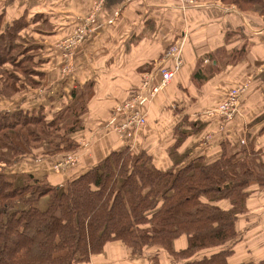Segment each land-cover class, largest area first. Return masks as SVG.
<instances>
[{
  "label": "trees",
  "instance_id": "trees-1",
  "mask_svg": "<svg viewBox=\"0 0 264 264\" xmlns=\"http://www.w3.org/2000/svg\"><path fill=\"white\" fill-rule=\"evenodd\" d=\"M221 2L264 18V0ZM4 16L0 12V264H89L100 255L143 258V264H264V255L242 259L235 249L239 226L256 207L250 199L264 191V161L252 140L246 148L232 144L228 122L220 131L217 115L180 119L168 167L156 166L148 148L124 145L81 173L52 182L48 176L59 153L73 154L77 146L72 135L84 110L79 101L49 115L5 105L37 90L42 71L39 47L23 35L27 21L5 23ZM208 121H215L214 131H202ZM209 132L205 144L219 140L216 153L191 155V136L202 143ZM45 142L54 144L49 156L57 158L37 164L36 155H47ZM44 166L49 173L40 170Z\"/></svg>",
  "mask_w": 264,
  "mask_h": 264
},
{
  "label": "crops",
  "instance_id": "crops-1",
  "mask_svg": "<svg viewBox=\"0 0 264 264\" xmlns=\"http://www.w3.org/2000/svg\"><path fill=\"white\" fill-rule=\"evenodd\" d=\"M220 2L205 0L184 14L167 0H0L5 23L23 17L28 23L23 35L43 52L38 56L42 71L38 89L5 105L18 103L49 115L79 101L84 110L78 113L81 128L72 135L76 161L62 169H55L57 163H53L54 173L48 176L52 182L81 173L124 145L131 150L148 148L156 166H170L167 150L180 119L203 117L243 81H249V86L237 118L227 123V137L235 145L241 139L252 140L255 147L264 143V22L258 14ZM90 17L94 21L83 41L63 52V42ZM177 40L183 41L182 66L169 84L150 94V88L160 83L159 68L172 69V60L163 56ZM133 98L147 112V123L130 138H122L114 130L122 116L113 112L117 104ZM80 108L74 109L79 112ZM208 122L202 131L215 130V121ZM191 137L187 144L191 155L195 150L216 153L218 139L206 146L198 136ZM51 168L40 170L49 173ZM144 261L128 255H100L89 264Z\"/></svg>",
  "mask_w": 264,
  "mask_h": 264
},
{
  "label": "built area",
  "instance_id": "built-area-1",
  "mask_svg": "<svg viewBox=\"0 0 264 264\" xmlns=\"http://www.w3.org/2000/svg\"><path fill=\"white\" fill-rule=\"evenodd\" d=\"M172 2H175L180 9L183 10V8L188 9L191 7H196L199 5L200 2L197 0H171ZM94 20L92 17L88 18L84 22H82L77 29L75 30L74 34L67 38L62 46L64 49L68 50L67 48H70L71 46L75 45L76 43H79L83 41L85 38L88 30H89V24L92 23ZM183 47V41L177 42L173 45H171L164 53L163 58L166 60L171 59L172 60V69L168 67H160L159 73H160V83L156 86H153L152 89L150 88V94H153V92L157 91L158 88H162L170 83L171 78L173 74L182 66V58H181V51ZM149 85V82L146 81ZM242 85V84H241ZM240 86H234L229 90V92L226 95V98L216 105L215 107L208 109L205 114L209 116L217 115L221 118V123L218 126V129L221 131L224 128V123L229 122L233 117L237 114V107L240 100V93L242 92V89L246 86L245 84ZM150 87V86H149ZM139 99L133 98L132 100H129L128 102L117 105L115 107V110L113 112V116L117 115L125 117V121H123L119 126L114 128L116 132L119 133V137L122 138H130L131 133L135 131L137 128L141 127L145 121L147 120V112L139 108ZM211 138L210 135H206L205 140L208 141ZM241 143H245L244 140H240ZM66 156V157H65ZM60 162H58L54 168L55 169H62L66 165H73L76 161V154H67L65 155Z\"/></svg>",
  "mask_w": 264,
  "mask_h": 264
},
{
  "label": "rangeland",
  "instance_id": "rangeland-1",
  "mask_svg": "<svg viewBox=\"0 0 264 264\" xmlns=\"http://www.w3.org/2000/svg\"><path fill=\"white\" fill-rule=\"evenodd\" d=\"M167 1L168 2H172L171 0H167ZM197 1L200 2L199 4H201V2H203L205 0H197ZM209 1H211V0H209ZM213 1L220 2L221 0L220 1L219 0H213ZM173 3H175V2H173ZM178 8L180 9L179 6H178ZM190 9H192V7L188 8V11ZM180 10H182V9H180ZM188 11H187V9L183 8V10L181 12H184V14H186ZM247 11H249V13H252L253 15H254V13H255V15H257V14L260 15V13L258 11H255V10H252V9L247 10ZM262 20L264 22V18L263 17H262ZM82 22H84V21H82ZM88 32H89V30H88ZM88 32H87V34H88ZM66 51L67 50L63 49V52H66ZM40 54H43V52L40 53ZM49 54H51V53L47 52V55H49ZM244 84L246 86L242 89V92L240 93V100H239V104H238L237 111H236L237 113L240 112L241 103H242V95H243L244 91L248 88L249 81H246V82L243 81L242 85H244ZM242 85H241V87H242ZM126 102H128V101L127 100L123 101L122 104H124ZM117 105H119V104H117ZM24 110H26V109L23 108V111ZM206 117H210L211 118L212 116L207 115V116H204L203 118L206 119ZM244 131H246V130H244ZM246 133H247V131H246ZM200 135H202V134H200ZM207 135L213 136L212 132H209ZM205 137H206V135H205ZM205 137L202 140V143H204V144L206 143ZM259 139H260V137H259ZM242 140H244V139H242ZM204 144H203V147H204ZM241 144H242V146H244L246 148L247 145H248V142L241 143ZM44 146H45V148L43 150H44V152L47 153V156L43 158V157H40V156L36 155L35 158H33V160H35L37 162V164L41 163V165H42L44 160H49L50 158L55 160L57 158L56 156H55V158H53L52 156H49L50 153L52 152V149H54V147H55L53 143H52V145H50L49 143L48 144H44ZM256 149H258V152H259L262 160L264 161V143L259 142V144L256 146ZM198 153L199 152H196V153L194 152V154H198ZM210 153H211V150H207L206 151L207 155H210ZM63 157L60 156V158L57 159L55 164L60 162ZM40 161H42V162H40ZM37 168L38 167H36V169ZM21 169H23V168H21ZM25 169L30 171V166L29 167L27 166ZM252 188L257 190L256 185H253ZM259 193H260L259 197L250 199V204L256 206L255 209L253 210V214L252 215L249 214L248 215V217H249L248 220H246V221L243 220V222L239 226L240 234L242 236V239H241V242L236 245L235 249H236V255H239V256L240 255H244L242 257V259L249 260V258H250L251 260H253V259H258L260 255H264V251H263L264 250V242H263V237H262V234L264 233V226H263V221H264V191H262V192L259 191ZM38 205L41 208H44L45 207V199L40 200ZM261 209H263V210L261 211ZM151 254H152V252H148L145 255H151Z\"/></svg>",
  "mask_w": 264,
  "mask_h": 264
}]
</instances>
